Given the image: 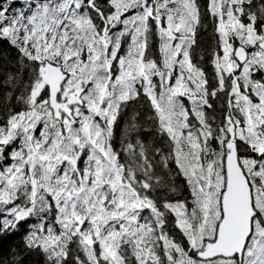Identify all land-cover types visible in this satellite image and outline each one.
<instances>
[{"label": "snow or ice", "instance_id": "obj_1", "mask_svg": "<svg viewBox=\"0 0 264 264\" xmlns=\"http://www.w3.org/2000/svg\"><path fill=\"white\" fill-rule=\"evenodd\" d=\"M33 257L264 264V0H0V264Z\"/></svg>", "mask_w": 264, "mask_h": 264}, {"label": "trees", "instance_id": "obj_2", "mask_svg": "<svg viewBox=\"0 0 264 264\" xmlns=\"http://www.w3.org/2000/svg\"><path fill=\"white\" fill-rule=\"evenodd\" d=\"M204 39L207 41L209 39V37L205 36ZM11 243H20L19 235L14 236L12 238ZM29 264H38V258H36V257L31 258V260L29 261Z\"/></svg>", "mask_w": 264, "mask_h": 264}]
</instances>
